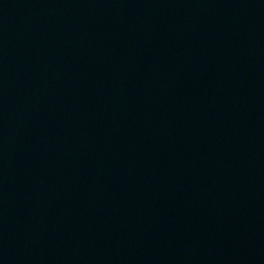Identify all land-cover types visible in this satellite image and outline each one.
<instances>
[{
	"label": "water",
	"instance_id": "water-1",
	"mask_svg": "<svg viewBox=\"0 0 264 264\" xmlns=\"http://www.w3.org/2000/svg\"><path fill=\"white\" fill-rule=\"evenodd\" d=\"M264 0H0V264H263Z\"/></svg>",
	"mask_w": 264,
	"mask_h": 264
}]
</instances>
